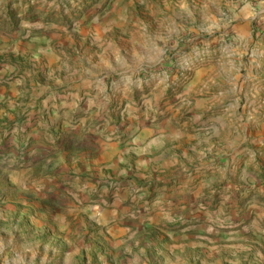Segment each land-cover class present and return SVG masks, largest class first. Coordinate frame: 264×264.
<instances>
[{"label": "rangeland", "instance_id": "rangeland-1", "mask_svg": "<svg viewBox=\"0 0 264 264\" xmlns=\"http://www.w3.org/2000/svg\"><path fill=\"white\" fill-rule=\"evenodd\" d=\"M0 264H264V0H0Z\"/></svg>", "mask_w": 264, "mask_h": 264}]
</instances>
